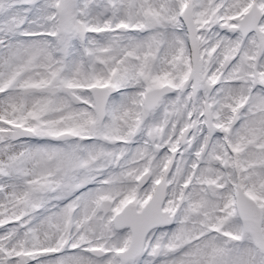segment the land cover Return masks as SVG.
Instances as JSON below:
<instances>
[{
    "label": "snow or ice",
    "instance_id": "obj_1",
    "mask_svg": "<svg viewBox=\"0 0 264 264\" xmlns=\"http://www.w3.org/2000/svg\"><path fill=\"white\" fill-rule=\"evenodd\" d=\"M0 264H264V0H0Z\"/></svg>",
    "mask_w": 264,
    "mask_h": 264
}]
</instances>
